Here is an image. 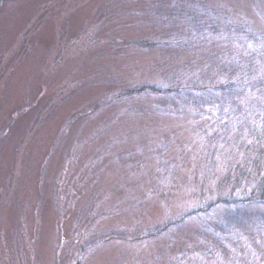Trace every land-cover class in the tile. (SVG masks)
<instances>
[{"label":"rangeland","instance_id":"obj_1","mask_svg":"<svg viewBox=\"0 0 264 264\" xmlns=\"http://www.w3.org/2000/svg\"><path fill=\"white\" fill-rule=\"evenodd\" d=\"M262 109L264 0H0V264H264Z\"/></svg>","mask_w":264,"mask_h":264},{"label":"trees","instance_id":"obj_2","mask_svg":"<svg viewBox=\"0 0 264 264\" xmlns=\"http://www.w3.org/2000/svg\"><path fill=\"white\" fill-rule=\"evenodd\" d=\"M225 78H223L224 80L227 79V73L224 75ZM239 81V78H237V83ZM225 82V81H224ZM222 82V84L220 85L221 87H226L227 86V80H226V83ZM220 82L216 81L211 87H215V86H218ZM231 85H228V87H230ZM191 89V88H190ZM227 89V87H226ZM261 117L264 116V109L261 110ZM261 125L264 127V120L261 121ZM263 131V130H262ZM264 132V131H263ZM264 137V136H263ZM258 154H261V152H258ZM262 156V155H261ZM262 181H261V185H262V189H261V195H262V198H264V173L262 174Z\"/></svg>","mask_w":264,"mask_h":264}]
</instances>
